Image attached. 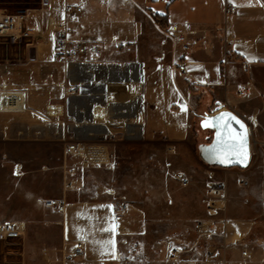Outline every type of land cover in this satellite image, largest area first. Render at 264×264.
I'll list each match as a JSON object with an SVG mask.
<instances>
[{"label":"crops","instance_id":"obj_1","mask_svg":"<svg viewBox=\"0 0 264 264\" xmlns=\"http://www.w3.org/2000/svg\"><path fill=\"white\" fill-rule=\"evenodd\" d=\"M12 5L19 11L10 13ZM67 5L82 11L68 17ZM229 6L235 11L227 14ZM0 12L20 14L18 41L0 36V222L24 226L22 234L41 246L37 260L55 264L82 239L83 264H264V151L252 152L246 167L228 168L209 166L195 149L211 139L195 125L216 111L207 106L213 96L251 126L264 124V0H0ZM60 22L75 38L103 42L102 55L55 61ZM176 27L190 32L185 58ZM9 93L20 107H3ZM107 132L164 140L178 153L192 147L186 213L156 215L162 200L144 197L117 215L112 194L87 200L80 184L64 195L65 212L45 206L67 144ZM213 179L227 192L210 214ZM198 220L223 235L201 236ZM213 244L219 258L208 261Z\"/></svg>","mask_w":264,"mask_h":264},{"label":"rangeland","instance_id":"obj_2","mask_svg":"<svg viewBox=\"0 0 264 264\" xmlns=\"http://www.w3.org/2000/svg\"><path fill=\"white\" fill-rule=\"evenodd\" d=\"M8 9L10 13L19 11L18 7L15 5L10 6ZM2 38L4 40L7 39L5 37ZM213 99L208 103V109L215 108L216 111L214 112H217L226 108L222 103H215V96H213ZM214 112L212 111L210 113ZM200 120L201 119H199L198 123L195 125L196 128H202ZM113 135L117 138L115 142H112L108 138L104 139V137L90 140L92 143H95L94 145L96 147H100L104 150L106 157L103 162L90 164L84 168H78L73 166V159L66 157L65 160H63L61 169L63 171L61 173L60 170H54V168H52L50 182L51 198L61 197L59 194L60 191H62L63 198L61 199H64V195L68 196V191L75 189L80 184L81 189H83L84 197L87 200H106L108 199V195L112 194L114 205L116 206L125 201H127L125 203H139L142 198L147 197L151 199L150 202L152 203L157 200V204H159L158 200H162L163 208L161 213L157 211V214L155 212H153V214L165 217L171 214L176 215L177 211H179L180 214L186 213L188 209L187 201L191 199L192 192L189 191L187 186H183L181 182L176 179L175 175L177 173L186 175L189 171L196 170L194 159L186 157L185 155L192 147L189 148V146L184 144L178 153L172 144L164 140L150 142L131 138L125 139L117 133ZM212 135L213 131L210 130L209 136L212 137ZM103 144L107 145V148L103 149V147H101ZM199 144L200 143L195 144L198 156ZM256 151L257 149L254 148V153ZM53 159L54 157L52 156V164L57 162ZM70 166L73 167V170H76L75 173L71 175L65 172V170H69ZM70 176L76 180L71 189L66 187V179H69ZM215 180L216 179L211 180L210 183ZM170 199L176 200V203L171 205ZM207 201L208 199L206 200V211L210 214H215L216 212L214 213V211L209 210ZM151 210L153 209L151 208ZM57 214L58 212L56 211L52 212V220H54ZM76 241H74L73 245ZM39 243H42L41 240H39ZM73 245L65 250V252L70 250ZM40 247L36 244H32L31 241L27 239L26 233L7 239H1L0 264H45L41 261L43 258L42 255H40L39 260L36 258L37 249L39 250ZM65 252L55 264H78L82 263L81 259L85 257L80 258L78 262H64L63 258Z\"/></svg>","mask_w":264,"mask_h":264},{"label":"built area","instance_id":"obj_3","mask_svg":"<svg viewBox=\"0 0 264 264\" xmlns=\"http://www.w3.org/2000/svg\"><path fill=\"white\" fill-rule=\"evenodd\" d=\"M82 11L81 6L67 5L65 8V14L68 17H72ZM235 11L234 6L227 7V14ZM19 17L20 14H9L0 12V36L7 38L9 42L15 43L20 38L19 30ZM57 37H56V47L54 60L55 61H66L74 60L79 57H88L91 60H97L104 51L103 42L75 38L74 28L70 26L67 22L56 23ZM189 31L185 29H179L176 27L174 32L177 41L179 42L183 58H185L186 53L189 52L192 48V41L189 36ZM119 47H122L121 43H118ZM187 66V61L181 60L177 64V69L181 72H185ZM71 92H76V88H72ZM16 99V96L13 94L6 95V101H13ZM250 127V137H251V149L254 152V148L257 150L264 151V124L255 125ZM110 139L112 142H115L117 138L112 134L107 132L104 136V139ZM90 140H73L69 142L65 148L66 157L73 159V166L78 168H84L90 164L100 163L105 160L106 154L104 150L100 147H96ZM107 144V143H104ZM101 146L103 149L107 148V145ZM107 162V160H106ZM70 166L69 170L65 172L69 175L75 173L76 170L72 169ZM176 179L181 182L183 186H188L190 184V178L182 173H177L175 175ZM75 179L71 176L69 179H66V187L71 189L75 184ZM244 185L247 184L246 181H242ZM227 188L224 181H212L208 185V201L207 206L209 210L217 212L220 208L218 206V201L223 200L226 196ZM45 206L48 208H53L59 212H65L67 208V203L65 199L61 198H49L45 202ZM129 209L128 203H119L114 207V212L117 215L124 214ZM197 228L201 236L204 234H209L210 236L220 235L222 233H217L215 230L210 228L213 226V223H204L203 221H197ZM206 226V230H203ZM24 226L17 222H0V240L7 239L9 237L19 236L23 233ZM219 248L217 245L213 244L212 247L208 250L207 260L213 261L219 258L218 255ZM86 254V246L83 240H78L75 242L73 247L65 252L64 262H78L80 258L84 257ZM243 255H248L247 250H243ZM82 264V263H78Z\"/></svg>","mask_w":264,"mask_h":264},{"label":"water","instance_id":"obj_4","mask_svg":"<svg viewBox=\"0 0 264 264\" xmlns=\"http://www.w3.org/2000/svg\"><path fill=\"white\" fill-rule=\"evenodd\" d=\"M200 125L213 131L211 139L198 146L201 160L208 165L221 167L249 165L252 159L250 127L235 111L224 108L214 113H204Z\"/></svg>","mask_w":264,"mask_h":264},{"label":"bare ground","instance_id":"obj_5","mask_svg":"<svg viewBox=\"0 0 264 264\" xmlns=\"http://www.w3.org/2000/svg\"><path fill=\"white\" fill-rule=\"evenodd\" d=\"M6 95H9V94H5L3 96V107L4 108H14V107H20L22 105V102H14V101H11V100L6 101L5 100V96Z\"/></svg>","mask_w":264,"mask_h":264},{"label":"trees","instance_id":"obj_6","mask_svg":"<svg viewBox=\"0 0 264 264\" xmlns=\"http://www.w3.org/2000/svg\"><path fill=\"white\" fill-rule=\"evenodd\" d=\"M157 18H158V20H160L159 16H157ZM161 23L164 24V25H167V24L163 23V21H161Z\"/></svg>","mask_w":264,"mask_h":264},{"label":"snow or ice","instance_id":"obj_7","mask_svg":"<svg viewBox=\"0 0 264 264\" xmlns=\"http://www.w3.org/2000/svg\"><path fill=\"white\" fill-rule=\"evenodd\" d=\"M226 115H227V114H226ZM241 127H243V125H241ZM221 162H225V161L222 160Z\"/></svg>","mask_w":264,"mask_h":264}]
</instances>
